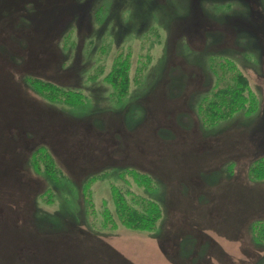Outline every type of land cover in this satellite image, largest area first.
Here are the masks:
<instances>
[{
    "label": "rangeland",
    "instance_id": "obj_1",
    "mask_svg": "<svg viewBox=\"0 0 264 264\" xmlns=\"http://www.w3.org/2000/svg\"><path fill=\"white\" fill-rule=\"evenodd\" d=\"M119 55L120 102L104 77ZM231 61L256 109L215 122ZM263 154L264 0H0V264H264V180L248 178ZM113 194L156 201L155 227L105 225Z\"/></svg>",
    "mask_w": 264,
    "mask_h": 264
},
{
    "label": "trees",
    "instance_id": "obj_2",
    "mask_svg": "<svg viewBox=\"0 0 264 264\" xmlns=\"http://www.w3.org/2000/svg\"><path fill=\"white\" fill-rule=\"evenodd\" d=\"M229 65L232 70L228 81L219 86L214 92V95L221 97V101L217 102V97L216 101H209L213 106H216L212 110L210 117L207 116L206 118L215 122L218 121V119L231 118L233 116L231 114L241 108H245L247 113H251L256 109L255 101L251 96L252 92L250 91V84L247 76L232 61ZM127 71V59L119 55L115 59L113 67L104 76L107 82H111V86L113 87L111 95L115 101H122L129 92L130 86ZM25 78L29 81L30 85H32L31 87L47 99L63 100L72 105H82L85 102V96H83L80 90L64 87L55 81L41 77ZM199 107L200 109L203 107V112L205 111V107L202 106V104ZM39 147L47 148L53 155V152L46 145L36 147L32 152L33 155L38 151L37 149ZM66 174L69 176L68 172ZM94 177L95 174L87 176L82 185V193L86 201V212L89 214H92L95 208L92 197L89 194L90 191H88ZM248 178L251 181L264 180V154L251 161L248 168ZM46 191H49V189ZM128 196L129 194H113L117 221L115 220V216H113L107 208L104 211V224H108L112 228H117L119 223L126 229L144 232L155 227L157 217L161 212L159 204L152 199L139 195L141 196V203L135 201L137 206L132 205L130 200H132L133 197L129 199ZM253 238L256 243L264 242V219L257 220L253 224Z\"/></svg>",
    "mask_w": 264,
    "mask_h": 264
},
{
    "label": "bare ground",
    "instance_id": "obj_3",
    "mask_svg": "<svg viewBox=\"0 0 264 264\" xmlns=\"http://www.w3.org/2000/svg\"><path fill=\"white\" fill-rule=\"evenodd\" d=\"M2 83H3V82H2ZM21 103L23 104V106H24L23 109L25 110L26 103L23 102L22 99H21ZM14 105H15V106H14ZM13 106H14V107H20L19 104H18V101L16 102V104L14 103ZM52 117H54V116H52ZM52 117H49V118L52 119ZM48 120H49V119H48ZM29 121H30L31 123H33V126H35L33 121H31V120H29ZM42 124H45V122H43ZM89 127H91V126H89ZM90 130H93V129L90 128Z\"/></svg>",
    "mask_w": 264,
    "mask_h": 264
}]
</instances>
